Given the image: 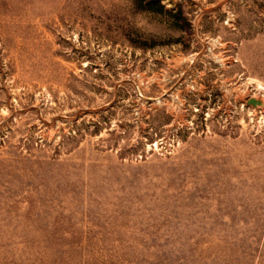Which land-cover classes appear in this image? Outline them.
<instances>
[{
    "label": "rangeland",
    "instance_id": "obj_1",
    "mask_svg": "<svg viewBox=\"0 0 264 264\" xmlns=\"http://www.w3.org/2000/svg\"><path fill=\"white\" fill-rule=\"evenodd\" d=\"M136 2L0 0V264H264V0Z\"/></svg>",
    "mask_w": 264,
    "mask_h": 264
},
{
    "label": "trees",
    "instance_id": "obj_2",
    "mask_svg": "<svg viewBox=\"0 0 264 264\" xmlns=\"http://www.w3.org/2000/svg\"><path fill=\"white\" fill-rule=\"evenodd\" d=\"M145 2L147 5H145ZM136 6L138 9H147V10H153L156 12H163L165 10L163 5H160L159 0H137ZM174 20L178 23L182 21L181 14H175L172 15Z\"/></svg>",
    "mask_w": 264,
    "mask_h": 264
}]
</instances>
